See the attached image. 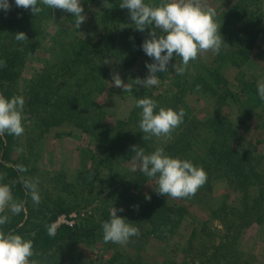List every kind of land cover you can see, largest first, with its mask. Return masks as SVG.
<instances>
[{
  "label": "trees",
  "instance_id": "obj_1",
  "mask_svg": "<svg viewBox=\"0 0 264 264\" xmlns=\"http://www.w3.org/2000/svg\"><path fill=\"white\" fill-rule=\"evenodd\" d=\"M9 2L12 5L10 10L5 12L0 9V61L6 62V66L0 67V94L7 98L14 95L24 97L25 132L20 137L7 133L0 135V173L7 171L11 175L16 200H22L25 196L27 201L26 212L22 211L12 220L8 229L13 228L12 232L31 239L34 249L46 254L45 259L57 252L61 259L69 260L71 264H82L80 243L102 242L105 248L112 245L111 242L103 241L101 225L110 219L113 207L122 208L123 211H117V216L129 222L145 223V226L140 225L138 228L139 236L146 241L150 235L162 240L171 238L181 223L188 219L192 225L191 237L198 236L197 226L200 222L190 214L188 207L202 201L205 192L211 190V182L220 179L228 187L236 189L238 194H243L240 211L234 210L236 205H228L225 201L210 207L212 217L231 223L224 235L225 246L219 253L222 258L229 256L231 259L240 230L251 225L253 220H264V155L256 153V146L264 143V137L260 138L258 132L250 144L251 148L235 149L231 140L239 127L224 113V109L238 106L243 114L241 122L255 117L260 119L257 129L264 127V101L257 94L260 81L255 73L247 74L245 71L246 68L264 63V45L257 42L259 37L264 38V9H258L257 17L245 20L244 16L253 14L244 4L245 0L219 9L214 7L216 20L221 24L220 34L225 41L219 54L214 53L207 65L199 55L190 62L183 76L175 74L170 64L168 72L157 73L160 81L166 82L163 91L153 94L152 88H142L138 93L137 100L143 97L155 100L157 111L159 107H171L176 111L183 109L185 94L195 93L199 88L215 104L201 118L189 115L184 109L183 123L173 132V139L165 144L158 142L155 137L143 139L144 134L139 128L142 109L136 105L128 121L117 119L112 124L104 120L107 115H104L106 112L99 98L109 72L104 63L107 58L113 57L121 66L130 68L143 57L141 67L147 73L146 63L153 62L141 47L150 29L137 31L129 11L119 7L121 0H108L111 8L105 7L104 1L102 5L98 4L100 18L104 22L113 21L115 25L97 41L72 33L65 36L57 34L47 39L48 35L43 30L51 18V8L38 4L43 11L35 15L30 10L16 7L14 0ZM160 2L145 0L149 4ZM65 19L75 24V18L70 13L66 12ZM18 32H24L28 41H16L15 34ZM41 49L47 53L41 69L34 71L32 77L21 78L24 63L34 59L35 52ZM175 62L174 58L171 63ZM229 67L238 70L235 76L238 90L232 89L227 79L226 69ZM63 122L91 134L99 152L95 154L89 149L82 150V168L76 178L68 180L65 171H59L49 179L53 182L49 197L45 196L41 199L42 204L35 205L20 181L21 176H26L6 166L3 160L8 161L13 148L24 143L30 153L36 148L41 150L44 133ZM132 146L143 148L145 154H150L156 147H164L166 154L181 159L189 150L198 147L206 153V156L200 157L199 166L206 171L207 181L191 198L173 199L158 195L154 190L158 187L156 179L146 177L140 168L130 172L113 171L121 162L134 158L137 160ZM89 159L91 161L87 163ZM13 162L20 165L19 161ZM78 178L82 182H77ZM149 180L154 181L153 187L144 192L141 185ZM148 196L150 200L146 199ZM250 199L254 203L248 205L246 202ZM82 205H91V212L77 216L74 225L59 224L55 235H48L49 227L59 214L68 215L72 209L78 210ZM236 217L241 219L238 225ZM136 237H132L133 241L129 243L132 249L130 254L119 250L118 244H113L116 245L115 251L106 261L145 264ZM61 244L66 246V250L62 248L58 252ZM208 260L210 256L207 264ZM52 262L56 263L44 261L43 264Z\"/></svg>",
  "mask_w": 264,
  "mask_h": 264
},
{
  "label": "rangeland",
  "instance_id": "obj_2",
  "mask_svg": "<svg viewBox=\"0 0 264 264\" xmlns=\"http://www.w3.org/2000/svg\"><path fill=\"white\" fill-rule=\"evenodd\" d=\"M104 0H81L84 12L87 16L86 22L83 23L80 28H76L75 24L65 19L66 12L59 9H52L51 18L47 21L44 26V33L49 38L58 35H71L75 34L81 37L89 38L92 41H97L103 37L105 31L111 29L115 22L108 21L104 22L100 18V7ZM238 0H206V4L210 7H221L232 6ZM246 6L251 10L253 14L244 16L245 20H249L252 17H257L258 9H264V0H245ZM255 12V13H254ZM119 20H121L119 18ZM120 23V22H119ZM118 24V23H117ZM60 38V37H59ZM66 38H69L68 36ZM257 42L259 45H264V38H258ZM47 53L44 49L35 52L34 59H30L22 68L21 78L32 77L33 72L40 70L44 57ZM201 59L206 62V65L214 57V53L208 51L200 55ZM143 58V57H142ZM142 58L136 61L133 67L125 68L120 63L116 62L113 57H108L106 65L109 68V72L106 75V84L99 98V102L102 104L103 110L106 112L104 120L110 123H114L117 119L128 121L131 116V110L136 105L138 93L141 89H150L153 94H158L164 89L166 82L160 81L159 85L144 88L140 85H135L134 80L139 77L141 79L147 76V72L141 67ZM247 74L250 72L255 73L258 76L259 81L264 80V63H260L258 66H251L246 68ZM238 70L234 67L226 69L227 79L234 90H238V83L235 81V76ZM118 73L124 83L132 84V91L124 92L122 88L114 87V81L112 74ZM21 84V83H20ZM22 85V84H21ZM204 94V95H203ZM185 109L189 115H196L197 117H203L211 111L215 105L209 97L200 90L190 94H185L183 97ZM181 106V104H179ZM224 113L228 114L232 121L235 122L236 126L239 127L236 136L231 140L232 145L237 150H242L245 147H250V144L254 142L256 134L259 137H264V127L259 130L257 125L260 123V119L253 117L252 119H243V114L238 106L224 109ZM103 116V115H102ZM98 117V116H97ZM103 119V117H102ZM70 133V134H67ZM156 139V138H155ZM157 140V139H156ZM163 143L161 141H158ZM42 149H33L34 152L30 153L26 147V143L22 146H15L9 154V160L3 163L6 166L13 167L16 169L14 160L19 161L20 165H23L27 171L24 172L26 178H38L39 179V192L41 198L45 196L49 197L53 182L49 180L59 171H65L68 180L76 178L78 171L82 168L81 152L84 149H89L92 152L98 154V145L95 143L94 137L84 132L80 127L63 122L59 125L51 127L42 138ZM189 150L185 155L184 159L190 160L194 165L199 166L200 157L206 156V153L194 147ZM251 148V147H250ZM17 149H23L17 151ZM256 153L258 155H264V143L256 146ZM91 160L89 159L87 163ZM139 168V162L131 159L128 162L119 163L114 169V172H130L133 169ZM6 177L2 183H8L13 189L12 177L5 171ZM84 176V175H83ZM223 177V176H220ZM87 179H90L87 176ZM77 182H82L81 178H78ZM154 181L149 180L141 185V189L146 192L153 187ZM250 185V184H249ZM104 186V185H103ZM211 190L205 192V196L202 201L198 203L190 204L188 210L191 215L195 216L200 222L197 226L198 236L191 237L192 225L190 219L184 220L179 229L173 234V236L167 240H162L153 235L147 236V241L141 236L136 237L137 243L140 245V254L143 257L145 264H264V220L256 222L253 220L251 225H247L240 230L235 242V251H232L230 257L222 258L219 256L220 250L224 245V235L227 234V226L231 225L230 222L223 221L221 218L212 217L210 214V207L217 206L225 201L228 205L234 206V210L240 211L241 199L243 194L237 193L236 189L228 187L220 179H216L211 182ZM252 185H250L251 187ZM102 187V186H101ZM103 188V187H102ZM251 191V190H250ZM13 192V190H12ZM14 196V195H13ZM16 199V197L14 196ZM47 198H45L46 200ZM26 203L27 199L24 196L22 199ZM242 202H245L244 200ZM41 202L40 204H42ZM48 203V202H44ZM248 205L254 202L250 199L246 202ZM50 206H53L50 203ZM26 209V208H25ZM26 212V210H24ZM91 212V205H82L78 210L72 209V211L66 215L65 213L59 214L53 224L56 228L59 224L65 223L67 225H74L76 223L77 216H85ZM4 215L10 217V221L5 224L3 229L6 233L12 232L13 228L8 229L12 220L16 219L19 215H13L7 209ZM240 218L236 217V225L239 224ZM134 226L139 227L140 225L145 226V223L131 222ZM52 224V225H53ZM138 224V225H137ZM140 230V229H139ZM13 234H17L12 232ZM133 239H130L132 242ZM129 242V243H130ZM126 246L117 245V248L124 253H131L132 249L129 245ZM108 248L103 247L102 242L95 244L80 243L79 251L81 253L82 264H124L125 261H106L112 256L115 251L116 245L111 242ZM60 249L65 248V245H60ZM36 255L32 259L38 260L39 264H43L44 261H56L51 264H71V261L61 259L59 253L55 252L51 254L49 259H45L46 254L34 249ZM225 254V250L223 251ZM228 254V253H227ZM54 257V258H53ZM219 257V260L216 258ZM222 258V259H221Z\"/></svg>",
  "mask_w": 264,
  "mask_h": 264
},
{
  "label": "clouds",
  "instance_id": "obj_3",
  "mask_svg": "<svg viewBox=\"0 0 264 264\" xmlns=\"http://www.w3.org/2000/svg\"><path fill=\"white\" fill-rule=\"evenodd\" d=\"M14 3L16 7L30 10L35 15L43 11L38 4L70 13L75 18L77 29L87 19L81 0H14ZM104 6L111 8L108 0H104ZM11 7L9 0H0V9L7 12ZM119 7L129 11L137 31L150 29L141 47L153 62L146 63L147 76L143 79L137 77L133 81L135 85L144 88L159 85L157 73L168 72L170 64L175 74L183 76L191 61L208 51L219 54L225 44L220 34L221 24L216 20V10L208 6L206 0H161L159 4L145 3V0H121ZM15 40L25 42L28 38L24 32H18ZM174 58L176 62L171 63ZM4 66L6 62L0 61V67ZM112 79V86L122 88L124 92L132 91V84L124 83L118 73H113ZM257 94L264 101V80L258 82ZM24 106L23 96L7 98L0 94V135L7 133L20 137L24 134ZM136 107L142 109L139 128L144 140L155 137L166 144L173 139V132L184 121L183 109L176 111L171 107H159L157 111V102L149 97L138 99ZM132 151L139 161L140 171L146 177L156 179L158 187L154 190L158 195L173 199L191 198L207 181L203 167L194 165L188 159L169 156L164 147H156L150 154H145L144 149L138 146H132ZM16 169L21 173L27 171L23 165H16ZM5 177L6 174L0 173V181ZM20 181L33 203L39 205L42 199L39 179L21 176ZM146 199L150 200L151 197ZM6 209L13 215H19L25 210V202L14 198L10 184L0 182V264H39L38 260L32 259L36 253L31 239L3 230L2 226L10 221V217L4 215ZM117 211L123 209L113 207L110 219L101 225L103 241L126 246L132 237L139 236V228L126 218L117 216ZM55 232L56 225L53 224L48 229V235L54 236Z\"/></svg>",
  "mask_w": 264,
  "mask_h": 264
}]
</instances>
